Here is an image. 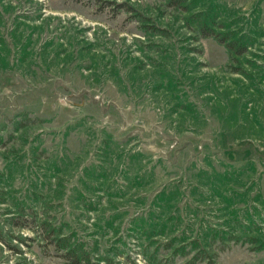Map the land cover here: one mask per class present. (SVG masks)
<instances>
[{
    "label": "rangeland",
    "instance_id": "rangeland-1",
    "mask_svg": "<svg viewBox=\"0 0 264 264\" xmlns=\"http://www.w3.org/2000/svg\"><path fill=\"white\" fill-rule=\"evenodd\" d=\"M68 251L264 264V0H0V264Z\"/></svg>",
    "mask_w": 264,
    "mask_h": 264
},
{
    "label": "trees",
    "instance_id": "trees-1",
    "mask_svg": "<svg viewBox=\"0 0 264 264\" xmlns=\"http://www.w3.org/2000/svg\"><path fill=\"white\" fill-rule=\"evenodd\" d=\"M67 245H68L67 243H65L63 245L64 251H67L68 249H70L69 247H67ZM63 257L72 260L73 264H82V260H81L80 256H75L74 254H72V252L69 253V251H68L67 253L63 254Z\"/></svg>",
    "mask_w": 264,
    "mask_h": 264
}]
</instances>
